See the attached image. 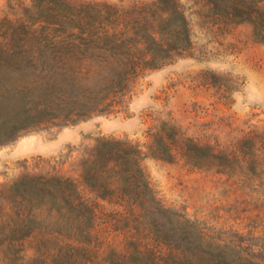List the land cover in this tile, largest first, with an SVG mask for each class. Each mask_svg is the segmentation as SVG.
Masks as SVG:
<instances>
[{"label":"rangeland","instance_id":"374dc122","mask_svg":"<svg viewBox=\"0 0 264 264\" xmlns=\"http://www.w3.org/2000/svg\"><path fill=\"white\" fill-rule=\"evenodd\" d=\"M67 1L77 6L110 4L130 21L147 17L158 2ZM166 1H176L187 18L186 50L136 77L113 110L27 131L0 146V264H74L67 257L55 262L38 256L39 236L21 239L10 233L22 208L9 187L40 175L73 178L95 208L90 252H82L75 264L164 262L166 245L132 228L136 225L125 218V203L116 194L101 198L84 186L81 162L102 139L122 140L139 149L149 184L165 208L195 222L219 243L260 247L258 253L264 256V145L249 141L264 135V41L255 38L249 24L216 21L205 0ZM41 3L0 0V40L11 37L17 21L59 22L67 15L64 9L48 10ZM86 92L95 96L96 90ZM137 247L151 249L155 256L145 257L135 252Z\"/></svg>","mask_w":264,"mask_h":264},{"label":"trees","instance_id":"16d2710c","mask_svg":"<svg viewBox=\"0 0 264 264\" xmlns=\"http://www.w3.org/2000/svg\"><path fill=\"white\" fill-rule=\"evenodd\" d=\"M205 1L216 21L249 24L255 38L264 41V0ZM40 7L64 9L67 15L59 22L17 21L11 37L0 40V146L27 131L113 110L136 77L169 63L190 45L188 21L176 1L158 0L147 17L133 21L122 19L106 3L77 6L43 0ZM90 88L95 96L87 95ZM101 93L105 97L99 98ZM249 141L264 145V135ZM81 178L101 198L116 194L125 203V218L136 225L132 228L166 245L162 264H264L260 247L219 243L195 222L165 208L149 184L139 149L131 143L100 140L82 160ZM80 191L73 178L62 175L17 180L9 193L22 211L10 233L21 239L39 236L38 256L55 262L67 257L75 264L82 252H90L97 217ZM135 252L155 256L151 249L137 247Z\"/></svg>","mask_w":264,"mask_h":264}]
</instances>
